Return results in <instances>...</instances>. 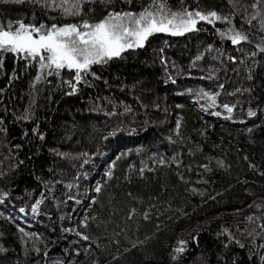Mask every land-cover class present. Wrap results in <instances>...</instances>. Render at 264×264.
<instances>
[{
    "label": "trees",
    "instance_id": "obj_1",
    "mask_svg": "<svg viewBox=\"0 0 264 264\" xmlns=\"http://www.w3.org/2000/svg\"><path fill=\"white\" fill-rule=\"evenodd\" d=\"M165 2L173 10L182 6L181 0ZM147 3L115 0L108 7L138 11ZM183 3L197 6L196 0ZM253 3L233 0L240 12L248 5L249 16ZM199 5L233 11L228 0ZM93 7L95 15L106 14L105 5ZM52 15L58 13L30 0L0 3V20L51 23ZM233 23L241 27L240 15ZM201 26L204 31L180 36L155 33L123 58L93 65L99 78L87 74L75 92L64 83L72 78L69 70L37 81L35 64L25 68L24 60L4 55L0 264H261L264 53L255 46H264V30L258 20L245 23L252 43L232 45L212 25ZM216 27L227 25L217 21ZM251 51L258 52V64L248 79ZM200 90L217 94L215 108L197 97ZM229 233L245 246L229 243ZM178 247L184 251L175 255Z\"/></svg>",
    "mask_w": 264,
    "mask_h": 264
},
{
    "label": "snow or ice",
    "instance_id": "obj_2",
    "mask_svg": "<svg viewBox=\"0 0 264 264\" xmlns=\"http://www.w3.org/2000/svg\"><path fill=\"white\" fill-rule=\"evenodd\" d=\"M13 2L17 4L24 3V0H0V3ZM31 3L39 4L42 8L56 11L58 15L49 17L51 23L28 22L23 19H7L0 20V67L3 66V57L5 54H12L15 58L24 60L25 68L35 64L38 67V74L35 77L37 81L43 76L45 79L50 76L59 77L65 69L73 73L72 78L65 80L66 83L75 92L81 81H85L87 74L91 73L97 79L96 73L91 72L93 65H103L117 58H123V53L128 50L142 48L148 38L155 33H166L172 36H180L189 32L204 31L201 26L197 27L201 22L212 25L220 39L229 40L232 45H240L242 42L252 43L250 36L253 35L251 27L247 31L244 30V24L252 25L253 20H258L260 29L264 30V11L260 5L264 4V0H255L251 5L255 11L249 16L248 5H243V11L236 9L233 0H228L232 4L233 11L228 14H221L217 10L204 9L196 0L197 6L191 8L185 6L181 0V7L173 10L166 5L165 0H149V3L141 5L138 11L125 10L121 8L117 10L115 7H108L115 3V0H30ZM133 0H121V3L131 6ZM102 4L106 7V14L95 15V4ZM87 5V11H85ZM236 15H240L241 27L238 29L233 23ZM78 18V19H77ZM35 14L33 13V20ZM61 21V22H57ZM217 21L225 23L227 27L217 28ZM264 40V37H261ZM212 45H207L206 51L212 49ZM260 53H264V46L256 44L255 46ZM161 51H163L161 49ZM218 53L223 54L220 49H216ZM257 51L247 53V58L251 60V66L248 69V79H252V68L257 66ZM197 60L201 56L196 57ZM233 63H236L237 57H230ZM166 62V61H165ZM244 63V60H241ZM15 76V73H13ZM51 83V81H48ZM222 89L223 84L219 85ZM189 92L192 90L189 89ZM240 91V89H237ZM68 94H72L69 92ZM199 99H206L210 104H215L216 93H209L200 90L196 93ZM229 114L232 113L233 107L225 103L222 105ZM216 115H221L217 112ZM249 116H255V111H249ZM27 118V117H25ZM179 128V124H177ZM251 131V130H249ZM43 139V135H41ZM59 155H67L59 153ZM79 156L87 157V153H80ZM161 163L164 161L161 160ZM88 159H84L83 164H87ZM254 167V166H253ZM143 171V170H141ZM111 170L106 175L111 176ZM86 175V173H85ZM79 180V176L76 177ZM59 183V181H56ZM71 187V185H68ZM78 186V185H77ZM95 191L99 193L101 186L97 184ZM6 195V194H5ZM75 199V197H69ZM214 199V197H212ZM93 202L94 198H93ZM39 203V202H37ZM37 210V205H32V211ZM21 213L25 209H19ZM135 211L134 209L132 210ZM148 218V213H144ZM11 219V217H9ZM249 220L252 217H248ZM82 227H87V218L81 222ZM260 227L264 229V224ZM23 231L22 229H20ZM76 229L68 228L65 231L71 232ZM77 231V235L83 240H89V236L83 232ZM228 232V229H224ZM251 235V233H250ZM231 237V233H229ZM195 239V237H193ZM235 242L241 248L245 245L235 237H231L229 243ZM118 243V241H117ZM185 241H180L183 245ZM227 247V244H225ZM264 248V244L259 245ZM39 252V249H36ZM177 253L184 251L183 247L175 249ZM45 256L47 252L44 253ZM251 258V256H250ZM173 259H176L173 256ZM261 264H264V256L259 257Z\"/></svg>",
    "mask_w": 264,
    "mask_h": 264
},
{
    "label": "rangeland",
    "instance_id": "obj_3",
    "mask_svg": "<svg viewBox=\"0 0 264 264\" xmlns=\"http://www.w3.org/2000/svg\"><path fill=\"white\" fill-rule=\"evenodd\" d=\"M67 70V69H66ZM44 78L43 76L41 77V79ZM41 79L39 81H41ZM210 103V102H209ZM211 108H215L216 107V98H215V104H210ZM177 249V248H176ZM175 251V250H174ZM177 254V252L175 251V255Z\"/></svg>",
    "mask_w": 264,
    "mask_h": 264
}]
</instances>
